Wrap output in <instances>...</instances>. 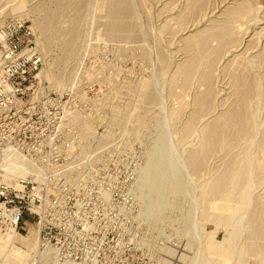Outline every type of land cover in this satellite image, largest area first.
<instances>
[{
  "label": "rangeland",
  "instance_id": "1",
  "mask_svg": "<svg viewBox=\"0 0 264 264\" xmlns=\"http://www.w3.org/2000/svg\"><path fill=\"white\" fill-rule=\"evenodd\" d=\"M128 2L131 4V14L122 18L127 27H124L123 32L121 30L115 34L110 31L112 17H108L110 15L107 14L106 7H102V10L100 6L106 2L97 0H0V15L3 16L0 22L17 18L28 19L25 21L32 24L45 65L41 78L48 91L62 93L68 89L73 83L79 58L81 55L87 57L90 64L86 81L94 88L80 97L87 109L85 115H75L77 119H81L82 139L94 137L96 134L114 137L119 157L124 158L128 151L142 154L144 161L138 174L153 155L156 167L162 168L165 174L166 189H174L180 193L166 197L168 205L159 218L147 216L146 203L150 194L147 190L145 192V189L144 193L139 189L137 175L135 198L141 205L140 215L146 218L145 231L149 234L150 249H154L158 241L169 243L177 236L184 240V250L175 256L177 260L174 264H194L196 261L198 264H204L203 259L208 256L212 244L208 243L211 240L209 238L222 240L226 232H236V251L238 252L241 246L248 247L240 264H255L258 255L253 251L254 247L264 242H261L259 237H254L255 233L262 230V225L257 223L254 213L259 206V196L264 195V181L252 194V213L236 215L234 222L229 226L224 223L225 219L215 227L209 218H204L201 229L196 226L195 217L201 216L203 210H206L208 215L227 214L225 211L209 209L213 202L223 204L211 196L210 188L212 180L217 176L223 178L230 165L233 166L241 160V155L237 148L230 151L232 149L229 150V144L224 141V133L228 127L222 124L223 122H220L219 130L216 131L217 142L210 145L209 153L207 151V155L203 156L205 153L197 152L200 151L206 136L205 129L222 120L233 105V109L237 106L242 90L236 87L233 81L235 67L234 71L242 69L239 73H245V80L256 79L261 87L258 88L260 92H257L256 101L251 102H256L252 105L254 112L259 111L255 120L257 133L259 132L257 139H262L264 135V64L253 63L255 57L261 59L259 57L263 55L264 0ZM240 5L248 8L250 6L255 14L250 16L251 18L239 17L235 23L239 22L233 24L235 26L241 23L237 26L239 29L233 30L234 35L232 33L233 36L229 34V37L221 38L222 30L231 21L228 14L232 9H239ZM23 11L26 13L24 17L21 16ZM120 18L116 20H121ZM228 18L230 19L227 20ZM230 30L232 32V29ZM193 45H197L196 49ZM198 45L200 49L197 48ZM238 61L244 64L243 68L237 64ZM246 62L250 65L247 66ZM233 63L235 66L232 72L228 73L225 68L228 66V70ZM182 64L187 69L193 67L191 69L194 70L196 67L194 73L190 69L192 78L181 77L178 66ZM150 96L151 99H148ZM194 114V131L185 137L183 130L188 119ZM190 154L194 156L195 165L192 166L188 165ZM198 160L201 169L196 162ZM196 164L199 170H193ZM203 193L207 203L196 204V196L199 198ZM241 215L243 219L240 224L237 220ZM186 216L189 223L185 227ZM253 219L255 222L252 227L255 232L253 236H249V220ZM28 225L30 224H25V228ZM32 230L35 231L34 228H31ZM28 232L20 230L18 236L26 237ZM32 240H36V236H27L28 242ZM28 242L23 244L16 241L14 244L26 250ZM166 253L168 256H174L170 248H166ZM29 256L20 263L13 264H26ZM234 259L238 260L237 253L234 254ZM0 260L4 262L3 255Z\"/></svg>",
  "mask_w": 264,
  "mask_h": 264
},
{
  "label": "built area",
  "instance_id": "2",
  "mask_svg": "<svg viewBox=\"0 0 264 264\" xmlns=\"http://www.w3.org/2000/svg\"><path fill=\"white\" fill-rule=\"evenodd\" d=\"M25 20L0 25V237L30 224L40 248L53 251L52 264H174L184 240L154 241L150 249L135 198L143 155L119 157L114 137L82 140L72 120L85 115L80 97L94 88L86 81L90 60L81 55L64 92L48 91L36 33ZM15 156L30 174L8 172ZM26 264L43 263L37 255Z\"/></svg>",
  "mask_w": 264,
  "mask_h": 264
},
{
  "label": "bare ground",
  "instance_id": "3",
  "mask_svg": "<svg viewBox=\"0 0 264 264\" xmlns=\"http://www.w3.org/2000/svg\"><path fill=\"white\" fill-rule=\"evenodd\" d=\"M130 5L131 4H129L128 0L124 1V2H121V1H119V2L118 1L117 2H106V3H103V4L100 5L101 9H102V7H106V10H108L107 14L110 15L108 17H110V18L112 17L111 19H113V22L112 21L110 22L111 23L110 24L111 25L110 26V31L112 33H114V34L118 33L121 30L123 32V29H125L124 27H127V26H125L127 24L122 20V18H124V17H126V16L131 14L130 13V11H131L130 10V8H131ZM200 6H201V4H200ZM240 6H238V7H240ZM196 8L198 9L197 6H196ZM229 10H227V11L229 12ZM21 12H20V14H21ZM253 12L254 11H253V9L250 6H249V8L246 7V6L245 7L241 6L239 9H235V11H233V9H232V12L230 11V14H228V16L231 18V21L229 22L228 26L224 27V30H222L223 31V37H221V38H226V36L229 37V34L232 35L233 30L234 29L236 30V28L239 27V25L241 23L239 25H235L236 27L233 25V24H237L239 22L238 21L237 23H235V21H237V19L239 17H241V18L242 17L251 18L250 16H253V14H255ZM25 14L26 13L23 11L21 16L24 17V16H26ZM225 16H226V14H225ZM0 18H3V16L0 15ZM119 18L122 21L121 20H116V19H119ZM226 18H227V16H226ZM230 18H228L227 20H229ZM8 20L9 19H6L4 21L2 20L3 22L1 21L0 25L6 23ZM240 22H242V21H240ZM222 23H224V22H222ZM225 24L227 25V23H225ZM230 29H232V32H231ZM243 31H245V30H243ZM241 33H244V32H241ZM233 35H234V33H233ZM215 36H218V35H215ZM232 36H230V37H232ZM209 38H210V36H209ZM220 41H221V39H220ZM201 43H200V47H201ZM196 44H199V43H196ZM203 44H204V42L202 43V45ZM193 46H195V45H193ZM196 46H195V49H196ZM200 47L198 45L197 48L200 49ZM260 56L261 57H259V56L258 57L261 58V59H258L256 57L254 58V59H256V60H253L254 64L255 63H258L260 65L264 64V46H263V55H260ZM161 59H163V58H161ZM232 60H234V59H232ZM209 62L210 61H208V63ZM239 62L240 61H238L237 64L242 65V68H243L244 64L242 62H240V63ZM228 63L229 62H227V64ZM227 64H226V66H227ZM237 64H236V66H237ZM246 64H247V66L250 65L248 62H246ZM234 66L235 65L233 63V64H231V66H229L228 70H227L228 66L225 69L229 73V72H232ZM188 68H190V67H188ZM191 68H193V67H191ZM235 68H234V70H235ZM261 68H262V66H261ZM190 69H187V67L184 66L183 64L178 66V71H179V73H181V77L184 78V79H187L189 76H191L190 75L191 74L190 71L192 69L191 70ZM195 69H196V67H195ZM240 69L241 68L236 69V71H238V72L233 70V73L234 72L235 73L234 74L232 73L233 77H234V79H233L234 84L236 85V87H238V88H240L242 90V94H240L241 97H239L240 99L238 98L239 99V101H237L238 103L236 102L237 103L236 108L233 109L232 108L234 106L233 105L231 107V110H229L226 113V115L224 116V118L222 120H220L217 123L214 122V125L209 127L210 129L209 128L207 130L205 129L206 136L204 137V139H203V141L201 143L200 151L197 152V153H200V154L201 153H205L203 156L207 155V153H206L207 151L209 153L210 145L214 144V142H217L216 131L219 130L218 128L221 125L220 122H223L222 124H225L228 127L226 132L224 133V137H223L224 141H226L229 144V150L232 149V148L233 149L237 148L239 150L238 153L241 155V160H239L238 163L236 161H234L236 163L233 166H231L229 163H227V165L228 164L230 165V168L227 169V173H226V175L223 178H220V177L218 178L217 175H215V176H217V178H215V179L212 178L213 182H212V186L210 188L211 196L214 199H219L223 204L219 205V204H214L215 202H213L212 206L209 209L225 211L227 214H222V216L215 215V214H213V215L209 214L208 215V212L206 210H203L201 216L195 217L196 218L195 219L196 220L195 224H196V226L198 225L201 229L203 228L202 221H203L204 218H209V221L211 223H213L215 225V227H216L217 224L221 223L224 219H225L224 223L226 224V226H229V224L232 225L231 223H232V221H233V219L235 218L236 215H238V216H239V214H242V215L246 214L247 215V213L250 212V208L253 206L252 205V202H253L252 201V194L258 188L257 186H261V184L264 181V135H262L263 136L262 139H259V140L257 139V134L259 132L257 133V129L258 128H257V125L255 123V120H256V118H258L257 116H258V112L259 111L256 110V113L254 112V110L252 108V105L255 104L256 102H254L253 104L251 102L252 100L256 101L257 96H258L257 92H260V91H258L259 90L258 88L260 87V85H258V82L255 81L256 79H254L252 81L251 80L250 81L245 80L244 79L245 78L244 77L245 73L244 74L239 73ZM194 70H192L191 72L194 73L193 72ZM241 71H242V69H241ZM224 74H225V72H224ZM205 75L207 76V74H205ZM192 77L193 76H191L190 78H192ZM208 77L209 76H207V78ZM208 80H210V78ZM143 94L145 95V93H143ZM148 99H151V96ZM145 100H146V98H145ZM147 104H149V103H147ZM259 107H260V105H259ZM193 113H195V112L193 111ZM195 118H196V115L194 114V115H192L190 117V119H188L189 121H188L187 125L185 126V128L183 130V133H184L185 137L188 134L191 135L193 133V131H194L193 129L195 127L194 126ZM76 119H77V117H75V116L72 117V120H74V122H78V123L81 122L80 121L81 119H77V120ZM174 119H175V117H174ZM81 139H82V136H81ZM233 149L230 150V151H233ZM227 153L229 155V152H227ZM234 153H235V151H234ZM236 153H237V151H236ZM195 155H197V154H195ZM193 157L194 156L190 154L189 160H188L189 164L187 163L189 166L195 165L193 163L194 162ZM235 157H236V154H235L234 158ZM152 158H154L153 155L150 156V160L147 161V163L144 166V168L139 171V174H138V177H139V189H141L143 191V193H144V189H145V192L147 190L148 194H150L149 197L147 198V203H146L147 204V216L149 215L151 217L159 218L161 212L168 205V201H167L166 197L168 195H175L176 196V195H179L180 193L177 192L174 189H169V190L166 189V179H165V174L163 172V169L162 168H157L156 165H155V162H153ZM231 158L233 159V157H231ZM202 159H204V158H202ZM199 160H201V158H199ZM198 161H196V162L199 163V165H200V161L199 162ZM232 162L230 161V163H232ZM187 164H185V165L188 166ZM227 167H229V166H227ZM6 169L12 175L20 176V177H25L26 175L30 174V172H31L30 166L20 156L13 157V159H11V161H10V165L7 166ZM197 169H198V164H196V166H194L193 170H197ZM199 169H201V165H200ZM189 173H191V172H189ZM219 174H221V173H219ZM205 193H206V191H205ZM139 199H140V197H139ZM194 201H195L196 204H199L201 202L207 203V200L205 199L204 193L201 194L199 196V198L196 196V199ZM258 202H259V206L257 205L258 208L256 209V211L254 213V217H255L257 223H260V225H262L260 227V229H262V230L259 231L258 233H255L254 237H256V236L259 237L261 239L260 241L262 242V240L264 241V195L259 196ZM143 204H145V203H143ZM229 204H231V205H229ZM252 211L253 210H251L250 213H252ZM242 215H241V218H238L239 220H237V221H239L240 224H241V221L243 219ZM249 222H250V228H249L250 230L248 229L249 230V234L248 235L249 236H253L255 231H253L252 224L255 222V220L254 219L253 220H249ZM188 223H189V219L186 216V217H184L185 227L188 226L187 225ZM162 226H163V224H162ZM199 227H197V228H199ZM248 227H249V225H248ZM256 227H258V225H256ZM31 228H34V227H32L30 225L27 226V232L28 231L29 232L27 233L26 237L18 236L20 234L18 232L12 231V230L9 233H7L5 236L0 237V258L3 255V260H4L5 264H13L14 262H19L20 263L21 261L25 260V258H27L28 255H30L28 261L31 260L34 256L39 255L41 257V261H42L43 264H52L53 263V258H54L53 251L51 249H49V248H45V249L39 248L37 230L34 228L35 231H33V230L31 231ZM236 231H238V229ZM31 234H33V236H36V240H32L31 242L30 241L28 242L27 241V236L29 237ZM235 238H236V232H231V233L229 232L228 234L226 232V234L224 235L222 240H218V239L215 240V238H213V237L209 238L211 240L208 243L209 244L212 243L213 247H212V244H211V249L209 250L208 256L205 259H203V263L204 264H240L242 256L248 251V250H246L248 247L247 246H241L239 248L238 252H237L236 251L237 248L234 247V245H235L234 244V239ZM251 240H253V239H251ZM16 241H18L19 243L21 241L23 244H26V242H28V244L26 245V250H22V249L16 247L15 244H14ZM205 244H207V243H205ZM259 244H258L257 247L255 245L256 248L254 247V250H253L254 253L258 255V259H257L255 264H264V242H263V244L262 243H259ZM236 253L238 255V260L237 261L234 259V254H236ZM28 261H26V263ZM194 264H198V261H196Z\"/></svg>",
  "mask_w": 264,
  "mask_h": 264
},
{
  "label": "crops",
  "instance_id": "4",
  "mask_svg": "<svg viewBox=\"0 0 264 264\" xmlns=\"http://www.w3.org/2000/svg\"><path fill=\"white\" fill-rule=\"evenodd\" d=\"M23 230H24V229H23ZM23 230H22V231H23ZM26 230H27V228H26Z\"/></svg>",
  "mask_w": 264,
  "mask_h": 264
}]
</instances>
